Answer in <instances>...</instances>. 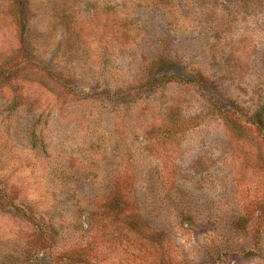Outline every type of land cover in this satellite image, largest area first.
<instances>
[{"label": "rangeland", "instance_id": "1", "mask_svg": "<svg viewBox=\"0 0 264 264\" xmlns=\"http://www.w3.org/2000/svg\"><path fill=\"white\" fill-rule=\"evenodd\" d=\"M264 0H0V264H264Z\"/></svg>", "mask_w": 264, "mask_h": 264}, {"label": "trees", "instance_id": "2", "mask_svg": "<svg viewBox=\"0 0 264 264\" xmlns=\"http://www.w3.org/2000/svg\"><path fill=\"white\" fill-rule=\"evenodd\" d=\"M262 110H264V105H263V107H262Z\"/></svg>", "mask_w": 264, "mask_h": 264}]
</instances>
